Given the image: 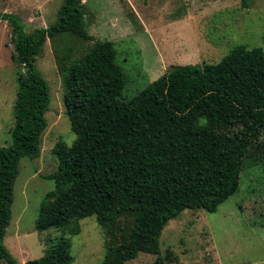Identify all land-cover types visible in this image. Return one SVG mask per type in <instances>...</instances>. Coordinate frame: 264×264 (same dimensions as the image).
Returning <instances> with one entry per match:
<instances>
[{"label": "trees", "instance_id": "trees-1", "mask_svg": "<svg viewBox=\"0 0 264 264\" xmlns=\"http://www.w3.org/2000/svg\"><path fill=\"white\" fill-rule=\"evenodd\" d=\"M0 19L12 28L13 56L21 65L12 141L0 146V261L21 264L4 239L20 162L39 157L47 127L49 84L35 59L46 40L56 42L60 34L91 44L77 58L58 57L76 138L70 145L59 139L54 148L59 166L47 177L55 187L43 197L36 229L62 234L50 239L34 264H73L71 236L89 215L109 237L102 264L160 254L168 221L186 209L215 212L239 190L245 154L264 127L263 47L237 44L216 63L174 64L127 99L116 49L90 34L83 0H63L57 19L33 32L14 12L0 10ZM125 217L131 226L121 227L118 237ZM175 259L167 249L154 264Z\"/></svg>", "mask_w": 264, "mask_h": 264}, {"label": "rangeland", "instance_id": "rangeland-1", "mask_svg": "<svg viewBox=\"0 0 264 264\" xmlns=\"http://www.w3.org/2000/svg\"><path fill=\"white\" fill-rule=\"evenodd\" d=\"M90 34L109 40L116 63L126 77L123 97L129 99L174 64L216 63L230 49L243 44L264 49V0H83ZM63 0H0V10L18 14L33 32L57 19ZM10 24L0 19V146L12 141L18 68ZM91 42L70 33L56 42L48 38L35 59V68L49 84L50 109L42 134L41 153L23 157L14 184L11 220L4 242L19 263L42 256L50 239L62 230L36 229L45 194L55 181L47 177L59 166L54 151L59 139L69 145L76 138L63 101L64 84L58 57L81 56ZM234 127L232 131L237 130ZM244 159L239 190L215 212L186 209L168 221L161 237V253L141 252L126 264H154L172 249L176 259L168 264H264V127L252 139ZM131 219L117 224L128 229ZM80 231L71 236L73 264H102L106 228L95 215L78 220ZM68 235V233H67ZM0 264H8L0 261Z\"/></svg>", "mask_w": 264, "mask_h": 264}, {"label": "water", "instance_id": "water-1", "mask_svg": "<svg viewBox=\"0 0 264 264\" xmlns=\"http://www.w3.org/2000/svg\"><path fill=\"white\" fill-rule=\"evenodd\" d=\"M35 262L34 261H30V262H28L27 264H34Z\"/></svg>", "mask_w": 264, "mask_h": 264}]
</instances>
